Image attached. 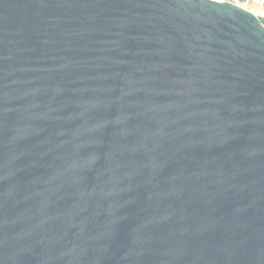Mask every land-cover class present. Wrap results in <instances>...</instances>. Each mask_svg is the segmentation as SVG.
I'll list each match as a JSON object with an SVG mask.
<instances>
[{"label": "water", "instance_id": "water-1", "mask_svg": "<svg viewBox=\"0 0 264 264\" xmlns=\"http://www.w3.org/2000/svg\"><path fill=\"white\" fill-rule=\"evenodd\" d=\"M0 264H264L254 11L0 0Z\"/></svg>", "mask_w": 264, "mask_h": 264}, {"label": "built area", "instance_id": "built-area-1", "mask_svg": "<svg viewBox=\"0 0 264 264\" xmlns=\"http://www.w3.org/2000/svg\"><path fill=\"white\" fill-rule=\"evenodd\" d=\"M216 1H226L248 10L254 11V14L260 19L264 25V0H216Z\"/></svg>", "mask_w": 264, "mask_h": 264}]
</instances>
